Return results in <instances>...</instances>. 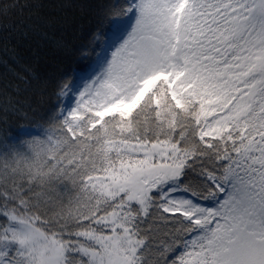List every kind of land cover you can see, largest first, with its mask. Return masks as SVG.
Returning a JSON list of instances; mask_svg holds the SVG:
<instances>
[{
	"label": "snow or ice",
	"instance_id": "obj_1",
	"mask_svg": "<svg viewBox=\"0 0 264 264\" xmlns=\"http://www.w3.org/2000/svg\"><path fill=\"white\" fill-rule=\"evenodd\" d=\"M40 7L0 0V264H264V0L81 5L55 74Z\"/></svg>",
	"mask_w": 264,
	"mask_h": 264
},
{
	"label": "trees",
	"instance_id": "obj_2",
	"mask_svg": "<svg viewBox=\"0 0 264 264\" xmlns=\"http://www.w3.org/2000/svg\"><path fill=\"white\" fill-rule=\"evenodd\" d=\"M41 5L40 16L46 20H51L53 26L45 29L48 37L29 33L21 41V53L24 56V63L32 64L43 74H55L62 71L84 73L88 70L87 60L72 56L67 49L58 46L57 41H66L69 45L79 42L80 31L78 24L83 17L84 20L94 19V16L81 5H97L105 0H34ZM3 71L0 66V72ZM21 72L23 69L21 68ZM35 84V82H33ZM20 99L30 103L32 108L43 113L54 98L47 94L41 95L39 92H22ZM14 119V118H13ZM26 121L16 120L15 126H24Z\"/></svg>",
	"mask_w": 264,
	"mask_h": 264
}]
</instances>
